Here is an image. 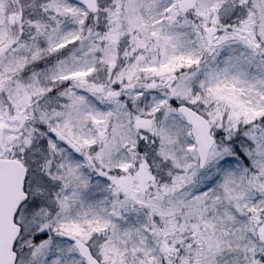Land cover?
<instances>
[{"label":"snow or ice","instance_id":"6c2138e0","mask_svg":"<svg viewBox=\"0 0 264 264\" xmlns=\"http://www.w3.org/2000/svg\"><path fill=\"white\" fill-rule=\"evenodd\" d=\"M0 264H264V0H0Z\"/></svg>","mask_w":264,"mask_h":264}]
</instances>
